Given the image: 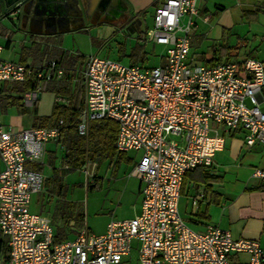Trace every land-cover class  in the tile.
<instances>
[{
  "label": "built area",
  "instance_id": "1",
  "mask_svg": "<svg viewBox=\"0 0 264 264\" xmlns=\"http://www.w3.org/2000/svg\"><path fill=\"white\" fill-rule=\"evenodd\" d=\"M196 2L155 0L145 39L164 45L162 63L144 67L92 54L81 71L84 104L78 133H87L89 121L107 117L117 123L118 151H142L132 169L142 182L140 211L132 218L110 219L101 233L89 231L83 222L73 238L56 241L52 225L29 209L43 176L25 162L41 158L45 143L59 136L64 121L13 129L0 119V231L7 242L2 264H120L133 240L140 264H264V247L257 240L233 238L216 225L194 230L178 211L184 174L211 165L223 147L219 126L227 132L243 129L247 145L264 144L259 105L264 62L254 56L240 63L192 61ZM1 50L0 43V80H36L24 94L28 104L51 77L64 74L55 59L36 67L4 59ZM252 174L264 178V169ZM237 252L248 253V260L233 262Z\"/></svg>",
  "mask_w": 264,
  "mask_h": 264
},
{
  "label": "crops",
  "instance_id": "2",
  "mask_svg": "<svg viewBox=\"0 0 264 264\" xmlns=\"http://www.w3.org/2000/svg\"><path fill=\"white\" fill-rule=\"evenodd\" d=\"M96 1L63 0L59 9L62 14H54L52 17L34 13L33 5H26L17 16H6L0 9L1 57L36 67H45L50 59H60L64 74L55 80H64L68 85V94L82 96L84 104L81 71L87 56L80 52L75 55L69 52L64 45L65 39L69 34L84 32L90 26L103 23L117 25L124 33H136L141 39L139 32L144 17L151 13L152 24L155 5V0H123L132 14L123 22L110 12L107 17L103 13L92 15L87 12ZM196 4L198 12L194 16L195 24L190 31L189 56L192 61L202 64H213L217 61L240 63L247 56H254L264 62V0H197ZM74 10L81 13L77 22L72 18L73 13H76ZM65 15L71 16L66 18ZM8 20L12 23L11 28L8 27ZM143 39L150 41L145 37ZM163 54L160 63L164 61ZM130 55L128 63L144 67L154 66L139 63L140 59L145 58L140 49L134 50ZM16 82L18 81L0 80V119L6 127H47L35 125H39L44 121L42 119L51 114L58 97L61 98L59 102L66 103L69 100V95H59L49 90L47 86L52 84L49 80L40 91V96L31 104L23 99L24 107L21 108L17 102L19 93L13 90ZM262 104L264 101L260 102V107ZM218 128L223 135V147L214 154L211 165H199L184 174L177 204L178 211L186 224L194 230L203 231L208 225H216L229 230L233 238L255 239L264 247V178L252 174L255 168L264 169V144L247 145L243 129L237 128L227 132L221 126ZM65 137V132L62 135L60 132L56 139L45 143L39 160L27 159L25 162L27 167L40 171L43 176L41 189L31 195L29 209L52 225L54 239L58 237L62 241L73 238L83 222L89 231L101 233L110 220L104 223L103 231L95 232L90 228L84 213L80 209L75 210L72 203L67 204L68 211L52 210L49 201L54 199V196L62 198L64 189L67 190L69 183L74 181L65 182V179H83L88 191L98 190L105 178L111 186L118 185V191L121 193H126L130 187L131 211L127 216L117 219L132 218L138 214L142 182L132 169L140 159L142 151L116 149L113 154H104L94 160L77 163L68 156ZM75 172L82 173L83 177L76 176ZM121 172H130L133 179L121 181ZM33 201L41 203L39 211L31 208ZM67 231L73 233L68 236ZM133 244L136 246V240L132 241V248ZM6 254V237L0 231V264ZM248 257L246 252H237L231 256V260L242 263L247 261Z\"/></svg>",
  "mask_w": 264,
  "mask_h": 264
},
{
  "label": "rangeland",
  "instance_id": "3",
  "mask_svg": "<svg viewBox=\"0 0 264 264\" xmlns=\"http://www.w3.org/2000/svg\"><path fill=\"white\" fill-rule=\"evenodd\" d=\"M150 18L151 13H147L146 17H144L141 31L139 32L141 39L137 37L138 34L136 33L128 35L117 25L103 23L98 26H90V28L84 32L69 34L65 39L64 45L73 55H75L76 52H80L84 56L96 54L120 60L126 64L131 56V52L140 49L145 57L139 60L140 64H145L146 66L157 65L161 62V55L164 53L165 48L162 45H154L153 42L144 41L145 32L151 25ZM7 23L8 27L11 28L12 23H10L9 20ZM4 52L5 50L3 53ZM261 107H264V104H262ZM101 170L102 169H100V171ZM122 172H124V170H122ZM74 174L81 178L83 177L80 172H75ZM105 179L100 184L98 190L91 191L86 189L83 179H65V182H68V180L74 181L73 183H69L67 190L66 188L64 189L62 198L59 199L54 196V199L49 201L50 207L57 212L59 209L60 211H68L69 208L67 204L72 203L75 210L77 208L84 213L93 231H103L104 223L108 219L123 218L130 213L129 200L132 197L130 187L126 190V193H121L118 191V185L113 187L111 183L108 184ZM119 179L124 181L125 179H133V176H131L130 172L127 174L122 173ZM40 204L41 203L33 201L31 203V208L39 211ZM45 206L47 205L45 204ZM48 210L49 209L46 211L49 212ZM72 233V231H67L68 236ZM120 264H140L136 246L131 249L128 255L124 256Z\"/></svg>",
  "mask_w": 264,
  "mask_h": 264
},
{
  "label": "trees",
  "instance_id": "4",
  "mask_svg": "<svg viewBox=\"0 0 264 264\" xmlns=\"http://www.w3.org/2000/svg\"><path fill=\"white\" fill-rule=\"evenodd\" d=\"M60 60V59H59ZM56 60L57 63H61ZM52 84L47 88L59 95H69L68 85L64 80L51 77ZM36 80L33 77L24 81H18L14 84L13 90L19 94L17 102L19 106L24 107V93L33 89ZM66 103L55 101L52 112L45 117L43 122L35 126H50L60 117L64 119V125L61 128V135L65 132V141L68 145V156L77 163L87 160H94L98 156L113 154L116 151L115 137L117 133V123L110 118L92 120L88 126L86 134H79L77 131L78 116L83 106V98L79 95H69ZM120 153V152H119ZM56 241L60 239L55 237Z\"/></svg>",
  "mask_w": 264,
  "mask_h": 264
},
{
  "label": "water",
  "instance_id": "5",
  "mask_svg": "<svg viewBox=\"0 0 264 264\" xmlns=\"http://www.w3.org/2000/svg\"><path fill=\"white\" fill-rule=\"evenodd\" d=\"M102 1L109 4L112 0ZM62 2L63 0H0V9L5 12L6 16L10 14L17 16L26 8V5H33L34 13L52 17L54 14H62V11L59 10L62 7ZM40 94L38 92V97Z\"/></svg>",
  "mask_w": 264,
  "mask_h": 264
},
{
  "label": "flooded vegetation",
  "instance_id": "6",
  "mask_svg": "<svg viewBox=\"0 0 264 264\" xmlns=\"http://www.w3.org/2000/svg\"><path fill=\"white\" fill-rule=\"evenodd\" d=\"M74 12L76 13H73L72 18L74 22H77L81 13L76 10H74ZM87 12H91L92 15H100V13H103L105 14V17H107V13L110 12L112 15L116 16L118 20L123 22L132 16L129 7L122 0H112L109 4L104 3L102 0H97L96 3H94V6H90ZM69 16L71 15H65L66 18Z\"/></svg>",
  "mask_w": 264,
  "mask_h": 264
}]
</instances>
